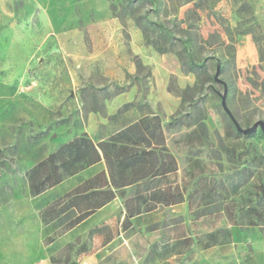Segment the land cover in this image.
<instances>
[{
    "label": "rangeland",
    "instance_id": "1",
    "mask_svg": "<svg viewBox=\"0 0 264 264\" xmlns=\"http://www.w3.org/2000/svg\"><path fill=\"white\" fill-rule=\"evenodd\" d=\"M223 95L264 122V0H0V264H264V135ZM94 106L105 171H54ZM120 145L182 201L128 217Z\"/></svg>",
    "mask_w": 264,
    "mask_h": 264
},
{
    "label": "trees",
    "instance_id": "2",
    "mask_svg": "<svg viewBox=\"0 0 264 264\" xmlns=\"http://www.w3.org/2000/svg\"><path fill=\"white\" fill-rule=\"evenodd\" d=\"M119 88H121L119 89V92L124 91L123 86ZM92 97L93 100H95L94 95H92ZM129 105H131V103H126L124 104V107ZM90 111L99 112L100 109L99 107L94 106L90 109ZM150 154V151L131 153L125 145H120L117 148L116 154L114 156L116 166L120 171L123 172L127 169H131V171L135 172L134 179H131L126 183H122V185L136 183V190L134 191V194L132 197H129L125 200V207L128 217L137 215L142 211L152 209L150 206L145 207V209L141 208V204H145L147 197L150 200H155L156 203H163L164 205L175 204L182 201L181 193H171L167 189H163L161 191H151L147 195H144L143 192L150 190L151 182L147 179L148 176L154 177L159 173L153 171L141 172L147 166L146 164L149 161L148 158ZM48 160L52 164L54 171H57L59 167L67 168L71 163H80L82 168H84L100 160V155L97 151L94 139L87 133L82 132V134H80L78 137L62 144L55 152L51 153L48 157ZM59 180V178L56 179L54 183H57ZM139 187H143V189L139 190Z\"/></svg>",
    "mask_w": 264,
    "mask_h": 264
},
{
    "label": "crops",
    "instance_id": "3",
    "mask_svg": "<svg viewBox=\"0 0 264 264\" xmlns=\"http://www.w3.org/2000/svg\"><path fill=\"white\" fill-rule=\"evenodd\" d=\"M125 101V96L124 95H121L119 94L118 96H116L114 99H113V103H114V106L117 108L119 107L123 102ZM109 106L108 104H106V109H108ZM99 122V116L94 113V112H89L87 114V124L85 125V127L82 129V132H85L87 133L89 136H91V134L94 132L95 130V126L96 124ZM101 158V156H100ZM99 164H101V160H98L97 162L91 164V165H88V167H85L82 169V181H85L88 176H87V170H93L94 172L92 174H97V173H101V172H104L105 169L104 167L100 166ZM112 188V186H111ZM103 204L100 205V207H102ZM84 221V219H82V222Z\"/></svg>",
    "mask_w": 264,
    "mask_h": 264
},
{
    "label": "water",
    "instance_id": "4",
    "mask_svg": "<svg viewBox=\"0 0 264 264\" xmlns=\"http://www.w3.org/2000/svg\"><path fill=\"white\" fill-rule=\"evenodd\" d=\"M216 76H215V78H216ZM222 106L224 108L225 113L228 115L229 119L232 121V123L234 124V126L238 132H241L244 134H249V133L253 132L257 127H259L262 134L264 135V122L262 120H258L256 122H254L253 125H251L248 128H243L240 126V124L238 123V121L236 120V118L234 117L232 112L228 109V107L225 104V95L222 96Z\"/></svg>",
    "mask_w": 264,
    "mask_h": 264
}]
</instances>
